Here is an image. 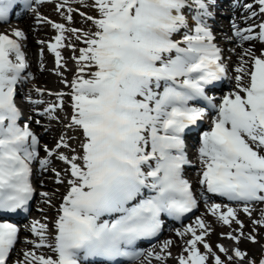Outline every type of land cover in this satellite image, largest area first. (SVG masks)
Wrapping results in <instances>:
<instances>
[{
  "label": "snow or ice",
  "instance_id": "6c2138e0",
  "mask_svg": "<svg viewBox=\"0 0 264 264\" xmlns=\"http://www.w3.org/2000/svg\"><path fill=\"white\" fill-rule=\"evenodd\" d=\"M17 2L0 0V22L8 20ZM257 3L264 14V0ZM214 5L215 0H93L98 15L86 17L93 32L48 22L59 33L48 45L58 69L64 67L59 51L66 46L64 33L83 37L85 47L75 58L76 77L65 81L72 109L67 127L78 130L83 139L79 153L58 155L68 165L71 179L54 224L55 243L47 242V225L36 222L31 231L38 242L18 264H83L94 258L109 264L118 259L134 262L144 255L135 246L160 234L165 215L180 219L192 212L197 198L184 178L190 164L184 134L208 115L193 102H206L216 111L198 149L204 191L242 204L249 217L251 205L264 203V53L257 57L244 51L236 68L238 90L214 104L208 92L226 73L207 23ZM66 19L71 21V15ZM233 27L239 40L257 39L251 27ZM258 27V38L264 42V23ZM176 34L181 38L174 39ZM23 39L18 30L11 36L0 34V214L25 209L34 192L30 178L39 142L28 122L21 125L16 103L17 86L27 68ZM245 56L251 59L250 70ZM64 95L57 94V102L45 110L50 117L57 108L63 109ZM68 147L61 138L57 149ZM45 152L54 155L47 148ZM49 163L39 160L42 169ZM225 207L226 211L211 204L208 213L229 228L233 222L238 225L240 236L229 233L226 238L239 244L245 225L236 209ZM253 222L264 226V219ZM208 234L199 218L195 226L177 232L191 236L184 249L187 255L180 256L178 264H208L210 258L213 264H225L206 242ZM247 238L256 243L254 237ZM17 241L18 228L0 223V264H6ZM171 243L166 241L159 252H148L147 264L153 259L165 264ZM42 247L51 248L55 258L37 255L35 250ZM217 248L229 264L233 258L243 262L247 255L239 248L231 255L224 246Z\"/></svg>",
  "mask_w": 264,
  "mask_h": 264
},
{
  "label": "rangeland",
  "instance_id": "374dc122",
  "mask_svg": "<svg viewBox=\"0 0 264 264\" xmlns=\"http://www.w3.org/2000/svg\"><path fill=\"white\" fill-rule=\"evenodd\" d=\"M63 19L65 20L66 17H64ZM90 30H92V29L90 28ZM253 221H256V217H253V218H250L247 220L245 227L242 230L244 235L242 237H240V243H239L242 249H244L246 247L247 248L250 247V255H248L247 258L243 262L237 261L233 258V260L231 261V264H249L250 258H252L257 252L264 249V247H262V243H264V241L261 243L263 236H260L259 234H255L252 230V226L256 225V223H254ZM263 233H264V231H263ZM252 235H255L256 238L259 239L258 241H256V243H252V241L247 238V237L252 236ZM226 241L231 242V243H235V242L230 241V240H226ZM214 242H216L214 244H220V243H217V242H219L217 236L214 237ZM218 251L219 250L216 247V250H214V252L217 255H219L222 260L225 261V264H229L227 257L223 253L218 252ZM229 255H231L230 252H229ZM208 264H213V261L211 258L209 259Z\"/></svg>",
  "mask_w": 264,
  "mask_h": 264
},
{
  "label": "bare ground",
  "instance_id": "6f19581e",
  "mask_svg": "<svg viewBox=\"0 0 264 264\" xmlns=\"http://www.w3.org/2000/svg\"><path fill=\"white\" fill-rule=\"evenodd\" d=\"M256 46H261V49L259 50V52H257L256 54H254L255 56L259 57V56H261L262 53H264V45L256 44ZM237 61H239V60H237ZM247 61L249 63L251 61V59L248 58ZM54 73H55V75H50V79L52 81H55V76L59 73V71L58 70H55ZM61 163L65 164L63 161ZM41 218H44V217H41ZM179 245H180V243L172 242L171 245H170V248H173L174 249V248L178 247Z\"/></svg>",
  "mask_w": 264,
  "mask_h": 264
}]
</instances>
